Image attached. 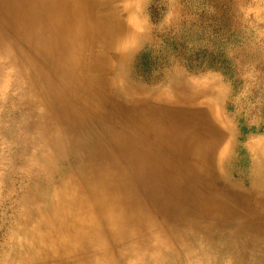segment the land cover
Instances as JSON below:
<instances>
[{"label": "bare ground", "instance_id": "1", "mask_svg": "<svg viewBox=\"0 0 264 264\" xmlns=\"http://www.w3.org/2000/svg\"><path fill=\"white\" fill-rule=\"evenodd\" d=\"M135 36L112 0H0L8 129L37 170L23 241L38 264H264V153L236 179L211 115L128 78Z\"/></svg>", "mask_w": 264, "mask_h": 264}, {"label": "rangeland", "instance_id": "2", "mask_svg": "<svg viewBox=\"0 0 264 264\" xmlns=\"http://www.w3.org/2000/svg\"><path fill=\"white\" fill-rule=\"evenodd\" d=\"M112 5L136 33L126 49L128 78L211 115L237 163L236 179L256 171V164L241 161L264 153V0H112ZM114 56L119 60L120 52ZM16 93L12 83L0 85V264H38L22 228L31 216L22 199L32 194L37 170L24 160L19 132L8 129L20 119L8 115L19 109L6 99ZM222 173L227 175L225 167ZM112 264L179 263L115 257Z\"/></svg>", "mask_w": 264, "mask_h": 264}]
</instances>
